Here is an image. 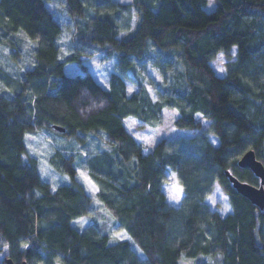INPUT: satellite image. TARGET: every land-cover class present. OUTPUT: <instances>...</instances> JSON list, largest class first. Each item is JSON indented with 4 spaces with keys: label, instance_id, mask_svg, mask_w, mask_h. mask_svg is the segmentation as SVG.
<instances>
[{
    "label": "trees",
    "instance_id": "1",
    "mask_svg": "<svg viewBox=\"0 0 264 264\" xmlns=\"http://www.w3.org/2000/svg\"><path fill=\"white\" fill-rule=\"evenodd\" d=\"M208 2L132 0L136 22L120 34L109 0L89 14L83 0H64L74 41L114 55L125 74L110 72L105 88L84 64L88 54L60 57L63 27L47 0H0V45L12 61L24 48L32 60L18 76L0 64V264L6 257L15 264H179L183 254L203 258L195 264H264V207L225 174L258 185L238 164L249 149L264 166V0H211L207 9ZM233 46L235 58L217 75L210 61ZM149 58L162 75L156 98L138 68ZM70 63L79 71L66 73ZM163 108L177 109L174 126L193 133L161 137L144 150L125 119L158 126ZM36 131L64 139L54 140L48 157L68 177L55 189L27 150L25 135ZM166 169L184 192L178 206L163 192ZM216 185L231 206L225 215L206 202ZM90 213L94 220L82 229L73 224ZM114 225L128 239L114 237Z\"/></svg>",
    "mask_w": 264,
    "mask_h": 264
},
{
    "label": "rangeland",
    "instance_id": "2",
    "mask_svg": "<svg viewBox=\"0 0 264 264\" xmlns=\"http://www.w3.org/2000/svg\"><path fill=\"white\" fill-rule=\"evenodd\" d=\"M87 5L86 13H90L92 6L96 4L104 5L105 0H83ZM114 2V3H113ZM49 7L55 13V16L62 24V32L59 37L60 44V57L64 58L68 54L78 51L82 55L88 54L89 58L84 61V64L87 65L88 69L91 71L95 79L102 85L107 88L109 85L108 75L110 72L115 71L121 75L125 74L121 69L116 65L114 55L107 57L103 52H94L90 48L84 47L73 39V32L75 29L74 18L69 15L64 9V0H47ZM109 5H113L115 8L112 11L113 16L116 18L121 33L123 34L129 31L135 24L137 14L134 6L132 5V0H109ZM107 6V4H106ZM213 6L211 0L206 5L207 9H210ZM27 46V44H24ZM9 48L3 45H0V64L3 66V69H6L13 75L18 76L20 72L25 68L32 65V60L28 54V51L24 48L20 62L12 61L9 55ZM236 48L233 46L230 48L228 53L219 52L214 59L210 61V64L217 75L222 76L225 74V63L229 59L235 58ZM138 68L141 71V76L144 77L146 87L148 89L149 95L152 98L157 97L156 90L162 86V75L157 69L154 58L146 59L144 62L138 63ZM224 69V71H221ZM79 71V65L76 63H70L65 66V72L68 74ZM127 93L130 94L134 90V84H131V81L127 79ZM3 86V85H2ZM179 114L177 109L174 108H163L161 113V123L158 126L145 125L143 128H138L137 125L140 121L136 118L125 119V125L132 134L135 135L137 141L142 144L144 150L150 149L152 145L161 137L173 138L175 136H182L186 134H192V130L177 129L173 120ZM203 121V126L206 127L209 124V121L199 113L195 115ZM210 141L213 144H217V139H215L214 134L211 132L206 133ZM137 135V136H136ZM54 140L61 142V137H56L54 134H49L47 132H29L25 135V142L27 150L29 153L34 154L38 157V169L41 178L47 180L51 183L52 189L60 182H67L68 177L66 175L58 174L52 169L48 163V157L53 151ZM58 145V144H57ZM90 147V146H89ZM78 178L81 180L87 191L94 196L95 185L88 180L86 175L87 171L78 167ZM167 180L163 183V192L169 204L173 206H178L181 202L182 196L184 194L182 187L178 183L177 177L174 172L166 169ZM206 202L210 207L217 209L222 215H225L231 210L230 203L228 201L227 195L216 185L206 198ZM96 206V205H95ZM102 210L101 213H104L101 207H98ZM98 211V209H97ZM94 220L93 214H87L83 217L75 220L73 223L79 229H82L87 224ZM101 219H97L96 223H101ZM111 233L116 238L128 239L127 234L120 229H117L115 225L112 227ZM131 245L138 251L139 255L142 256V252L137 248V246L131 241ZM208 261H212L210 257H204ZM202 257H188L182 255L179 259V264H195L197 261L202 260Z\"/></svg>",
    "mask_w": 264,
    "mask_h": 264
},
{
    "label": "water",
    "instance_id": "3",
    "mask_svg": "<svg viewBox=\"0 0 264 264\" xmlns=\"http://www.w3.org/2000/svg\"><path fill=\"white\" fill-rule=\"evenodd\" d=\"M57 130H63L58 126L54 127ZM238 164L241 167H248L253 173L259 178L258 185H253L250 183L239 181L234 177L228 170L225 171L226 176L229 178L236 190L243 196L248 198L253 204L259 208L264 207V166L262 162L256 159L254 151L249 149L245 151L240 157ZM4 264H15L10 257H6ZM21 264H27L25 261Z\"/></svg>",
    "mask_w": 264,
    "mask_h": 264
},
{
    "label": "snow or ice",
    "instance_id": "4",
    "mask_svg": "<svg viewBox=\"0 0 264 264\" xmlns=\"http://www.w3.org/2000/svg\"><path fill=\"white\" fill-rule=\"evenodd\" d=\"M221 71H224V69H221Z\"/></svg>",
    "mask_w": 264,
    "mask_h": 264
},
{
    "label": "crops",
    "instance_id": "5",
    "mask_svg": "<svg viewBox=\"0 0 264 264\" xmlns=\"http://www.w3.org/2000/svg\"><path fill=\"white\" fill-rule=\"evenodd\" d=\"M150 149H147V151H149Z\"/></svg>",
    "mask_w": 264,
    "mask_h": 264
}]
</instances>
